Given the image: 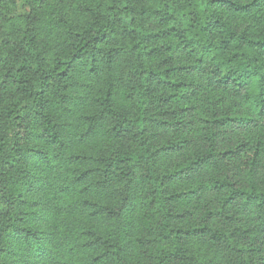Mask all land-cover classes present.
<instances>
[{
    "label": "trees",
    "instance_id": "trees-1",
    "mask_svg": "<svg viewBox=\"0 0 264 264\" xmlns=\"http://www.w3.org/2000/svg\"><path fill=\"white\" fill-rule=\"evenodd\" d=\"M0 264H264V0H0Z\"/></svg>",
    "mask_w": 264,
    "mask_h": 264
}]
</instances>
